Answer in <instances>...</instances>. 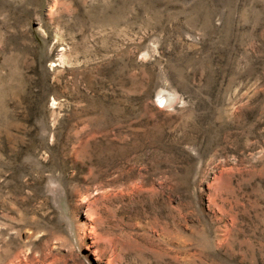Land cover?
I'll return each instance as SVG.
<instances>
[{
    "label": "rangeland",
    "instance_id": "rangeland-1",
    "mask_svg": "<svg viewBox=\"0 0 264 264\" xmlns=\"http://www.w3.org/2000/svg\"><path fill=\"white\" fill-rule=\"evenodd\" d=\"M0 264H264V0H0Z\"/></svg>",
    "mask_w": 264,
    "mask_h": 264
}]
</instances>
